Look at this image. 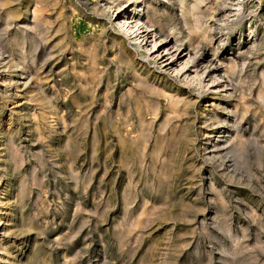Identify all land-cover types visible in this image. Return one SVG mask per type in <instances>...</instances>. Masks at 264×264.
<instances>
[{"label":"rangeland","instance_id":"1","mask_svg":"<svg viewBox=\"0 0 264 264\" xmlns=\"http://www.w3.org/2000/svg\"><path fill=\"white\" fill-rule=\"evenodd\" d=\"M2 1L3 74L37 57L31 71L52 78L47 108L22 87L13 104L0 97L9 264H264V0H243L228 28H218L216 6L231 9L220 0H145L146 15L156 9L153 20L183 41L209 47L214 33L211 47L237 60L230 93L207 102L175 77L154 78L158 69L126 39L135 71L117 62L103 0ZM33 2L43 30L30 39L24 20L6 16ZM5 78L1 93L14 88ZM180 97L195 102L184 109ZM221 106L234 111L236 130L212 152Z\"/></svg>","mask_w":264,"mask_h":264},{"label":"bare ground","instance_id":"2","mask_svg":"<svg viewBox=\"0 0 264 264\" xmlns=\"http://www.w3.org/2000/svg\"><path fill=\"white\" fill-rule=\"evenodd\" d=\"M37 1L38 3L41 2L44 3L47 0H41V1L37 0ZM103 1L105 4L103 7L104 11L102 12L104 13L105 11H108L109 14H111L112 20L110 21V23L112 25L113 30L115 31V34L108 37L106 42L109 44L112 54L115 55L117 62L126 66V68H129L132 72L135 71L136 59L134 55L131 54L130 51L125 47L124 39H126L132 46H135L137 47V49H139L140 58L145 57L147 59L146 60L147 63H152L158 69L157 71H154L157 72V75H153L154 72L152 73L154 78H157L159 80L165 74L171 77H175L180 82H182V84L187 85L186 86L187 89L191 88L192 89V91L190 90L191 92L197 93L198 96L202 98L204 102H207V99L213 101L218 98H221L220 96L222 93L224 95L230 93V91L228 90L232 89V86H230L232 79L231 76L233 75L234 71L237 69L236 68L237 60L235 59L236 60L235 61L232 58L234 60L233 61L232 59L228 60L223 58L224 53L220 52L219 50L220 49L219 44L221 39H219V37L214 38V33L210 36L209 39L210 40L209 44L211 45L214 40H216L219 43V44L216 43L218 45H214L215 46L214 48L211 47V45H209V47H204L196 43L195 45L194 42H191L190 40L191 38L188 39V42H186L187 40L183 41L182 39L177 37V35H175L176 33L172 29H166L163 26H161L158 21L153 20L152 17L156 13V9H151V14L147 16L145 0H111V1L103 0ZM201 1L202 0H194L193 4L200 3ZM219 2L221 3V6L219 7H223L222 5H226V6L228 5V7H230L231 9L228 10L221 8L219 9L217 7L218 2L216 3L217 6L215 9L217 10L218 15L221 16V19L218 20V22H220L221 24L219 25V27L218 26L217 27L228 28L226 26L232 24L234 19L239 16V13L244 7V2L243 0H220ZM33 3L34 5L31 4L24 5L21 8L20 12L16 11V9L11 10L7 13L6 16L8 20H10L11 18H16L17 20H24L23 21L24 26H22L23 27L22 31L23 34L30 39H32L31 35L35 30L36 33L38 32L37 30L39 29L40 31L43 30L42 29L43 23L42 21L41 22L39 21L42 12L41 11L42 8L40 7L41 5L38 6V4L37 5L35 4V2ZM179 3L182 6H184L185 0H179ZM2 5L10 6L9 0L2 1ZM30 6H33L32 11H30L31 8ZM232 8L234 9L232 10ZM185 11H187L190 15L193 14V11L190 9L187 10L185 9ZM28 14H31L30 15L31 18H29ZM126 15H129L127 19L125 18ZM38 34L36 35L40 36L41 32L40 33L38 32ZM213 38L214 40L212 41ZM40 44L42 43L40 42ZM32 53L34 54V51H32ZM4 55L5 54L2 51V45L0 41V70H1L0 77L1 75L3 76V78H5L6 76L5 78L7 79L6 83L11 84L14 87L13 91H11V89H5L4 87L3 93L0 92V97H3V99H5L6 102L13 104L14 103L13 98L15 96H18V91H19L18 89L19 87H22L24 92L28 93L27 95L30 100L39 98L34 96L33 93H30L33 91L35 93H38V95H41L40 99L46 98L43 92L44 91L43 86L45 85V83L51 81L52 78L50 75H48L47 72L43 77H41L40 73L38 75V73L31 71V68H33V70H36L37 67L36 62L38 58L34 57L32 58V60L28 61L32 66L30 68L29 66L21 65L20 63L17 64L12 63L11 66L9 67L10 69L13 70L12 73L15 74L12 76L6 72L5 74H3L4 69H6L4 60H7V63H11L9 58ZM113 58L111 59L110 62L115 65L116 62L115 60H113ZM40 66H42L41 67L42 69L43 65L40 64ZM115 66L117 69V74L119 75V73L122 72V69L117 65ZM147 68L148 67H146V69ZM41 69L38 68V70ZM40 84L42 85L40 86ZM227 86L228 87L230 86L229 89L227 88ZM185 98L186 99L178 98L179 101L178 99H176L177 102L176 100L175 102L182 104L181 105L182 108L187 109L195 101H193L189 97H185ZM48 104H49L48 100L44 99L42 103V107L47 108ZM215 105L213 103L211 107L219 108L218 103L216 106ZM221 107H222L221 109L225 111L226 119L218 120L217 118L215 123L216 127H214L213 129L212 135L208 137L206 136L208 139L207 145H209L208 151H212V152L214 151L215 147L217 148V146L220 143L227 141L228 139L230 140L228 133L231 132L232 129L234 131L236 130L235 121L233 119L235 116L234 111H230V110L228 111L227 106H221ZM215 117H213V119H215ZM10 155L11 154H6L7 157H10ZM7 186L8 183H5L3 189L5 190ZM4 199L5 200L2 203L0 202V206L7 208L8 199L7 198ZM6 212L7 213L5 214V219H4V221L6 220L4 222L5 225H3V227L0 226V228H2L0 230L1 231L0 237H4V236L7 237L9 236V232H10L9 228L6 227L8 226V220L11 219L10 210L7 208ZM2 246L3 245L0 244V264H4V263L9 264V261H7V259L4 257L6 256L7 251L5 252L4 247Z\"/></svg>","mask_w":264,"mask_h":264}]
</instances>
